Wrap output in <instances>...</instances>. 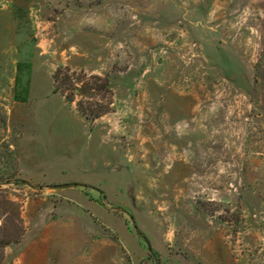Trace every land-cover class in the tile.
Segmentation results:
<instances>
[{"label": "rangeland", "instance_id": "rangeland-1", "mask_svg": "<svg viewBox=\"0 0 264 264\" xmlns=\"http://www.w3.org/2000/svg\"><path fill=\"white\" fill-rule=\"evenodd\" d=\"M17 212L0 264H264V0H0V240Z\"/></svg>", "mask_w": 264, "mask_h": 264}, {"label": "trees", "instance_id": "trees-1", "mask_svg": "<svg viewBox=\"0 0 264 264\" xmlns=\"http://www.w3.org/2000/svg\"><path fill=\"white\" fill-rule=\"evenodd\" d=\"M74 73H70V70L68 68H58L53 77V93H60L64 100L68 103L74 102L75 94L73 91L75 88L72 86V79L71 75ZM91 80V82L86 84V88L90 90H98L99 93L103 94L107 92V82L106 79H102L98 76H89L88 78ZM94 81H99L101 83H93ZM81 95H84L83 93ZM110 105H112L111 98L110 100L107 98V101L105 104L100 103H93L92 100L87 99L86 101H76L75 106L77 112L84 117L85 119H97L106 113L110 112ZM10 203V202H9ZM15 222L20 227V230L17 233H10V235H7L5 238H1L0 240V253L2 249L5 246H8L9 244H18L25 232V228L22 227V221L19 217L18 212L14 215ZM2 260V257L0 256V261Z\"/></svg>", "mask_w": 264, "mask_h": 264}, {"label": "crops", "instance_id": "crops-1", "mask_svg": "<svg viewBox=\"0 0 264 264\" xmlns=\"http://www.w3.org/2000/svg\"><path fill=\"white\" fill-rule=\"evenodd\" d=\"M32 246L33 247H31L29 250H26L25 253L20 256V258L24 260L25 264H38L37 257L45 250V248L39 244H34ZM99 251L100 247L98 248V253H100Z\"/></svg>", "mask_w": 264, "mask_h": 264}]
</instances>
